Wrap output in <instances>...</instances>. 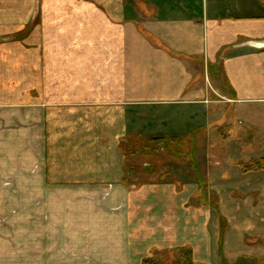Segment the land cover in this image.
<instances>
[{
	"label": "crops",
	"instance_id": "obj_1",
	"mask_svg": "<svg viewBox=\"0 0 264 264\" xmlns=\"http://www.w3.org/2000/svg\"><path fill=\"white\" fill-rule=\"evenodd\" d=\"M12 10H0V31L18 29L26 65L10 69L0 52V84L27 80L18 93L43 151L6 183L14 214L0 198V264H144L181 250L192 264H264L250 247L264 243V180L245 183L257 199L232 198L225 183L128 175L121 150L130 139L173 138L194 157L200 127L227 120H212V94L234 120L243 108L264 117V1L42 0ZM239 165L230 160L221 178Z\"/></svg>",
	"mask_w": 264,
	"mask_h": 264
},
{
	"label": "rangeland",
	"instance_id": "obj_2",
	"mask_svg": "<svg viewBox=\"0 0 264 264\" xmlns=\"http://www.w3.org/2000/svg\"><path fill=\"white\" fill-rule=\"evenodd\" d=\"M41 2L42 0H0V10L3 9L4 11H7V13L5 12L6 15L12 17L16 11L12 9L16 6H32L33 4L38 6L41 5ZM13 26L14 25L9 23L7 27H4V29L0 31V36H8L5 37L7 40L4 41L3 45L0 43V52L4 54V57L7 60H5V65L10 66V69L13 66L16 67L21 65V63L26 65V63L22 61L26 55L19 52L18 48L25 49V52L28 49V46L21 41H19L21 45L17 46V43L19 42L16 41L17 38H13L12 36L18 31V29ZM18 58H20V63L13 62L18 60ZM6 69L7 68H5V71ZM24 81L27 80L20 78V81H18L16 78L6 77L3 83L0 84V89L2 88L4 96V123L2 130H0V198L5 199L4 214H14L15 209H18V206L14 205L16 201H14L12 187L7 185L8 182L11 183L16 180L18 181V173H16L17 168L31 166L34 163H32L33 161H30V159L33 160V156L37 157L38 153L43 151V144L40 143L41 145H38L39 143H36L34 138H31V136H35L33 135L34 131L30 130L31 128L28 124V95L18 93V89L21 86L19 83ZM215 88L218 87L215 86ZM212 97V120L216 121L221 119L222 121L224 118L227 120L224 125L216 124L210 128H208L207 125L206 130H201L203 126L200 127L199 131L201 133H199L200 136L197 138L198 146L196 147L197 151L194 157H189L190 155L188 153L191 148L190 145L192 144L183 143L182 152L185 156L170 159L164 157V152H162L161 156L157 154L158 156L147 158H141L139 156L130 158L128 156L130 162L139 167L148 165L155 166L159 175L164 174L166 171H170L171 174L174 175L175 178L180 179L182 183L190 182L193 186H196L197 182L201 179L208 181L209 184L214 186H221L222 183H225L224 185L226 188L224 193L229 194L232 198L249 200L257 199L260 197V195L258 196L257 194L258 191L253 190V187L247 188L245 183L254 184L256 178L261 181L264 180V172L249 174L244 178H239L238 173H240L241 169L244 170V166L249 164L250 161H257L261 159V156L264 154V117L259 115L260 111H255L257 113L254 112L255 115H250V117L245 116V114L250 111L246 110L247 108H243L240 110L239 115H237L236 120H234V116H231L232 109L223 104L222 106L221 104H215L222 102L221 97H219L218 94H212ZM261 112H264V109ZM133 140L139 143H145V141H139V139H130V141ZM123 145L124 143L121 145V148ZM259 145H261V148L258 149ZM249 149L256 150H254V153L251 156L241 158L239 151L244 150V154L248 156L246 151ZM230 160H233L236 163L238 162L240 165L235 166L233 170L231 169L232 175L224 180L220 175L224 172L227 173V171L230 170ZM124 164H126V161ZM2 183L4 184L3 187ZM234 185H237V190L233 189ZM238 185L240 188H238ZM205 190L206 193L213 191L208 189V187H206ZM197 204H199L198 198ZM4 224V230H6L9 223L5 222ZM244 237L246 240H244L243 243L246 246H250L252 240L246 238L245 235ZM52 239L55 238L52 237L51 240ZM6 242L8 243L7 239ZM263 244L259 243L260 247H258L259 245L250 246L258 248V250L255 249L252 254L261 257L264 254V249L261 248L263 247ZM160 256L162 261L167 264H172L176 260L182 262L181 260L183 259L180 253H162ZM242 262H245L246 264L250 263V261H241L239 263ZM251 262L254 263V260L251 259ZM260 262L262 263L263 260Z\"/></svg>",
	"mask_w": 264,
	"mask_h": 264
},
{
	"label": "trees",
	"instance_id": "obj_3",
	"mask_svg": "<svg viewBox=\"0 0 264 264\" xmlns=\"http://www.w3.org/2000/svg\"><path fill=\"white\" fill-rule=\"evenodd\" d=\"M123 155L125 156L126 161V171L128 175H134L137 173H142L144 175H151L153 174L155 169V166H137L130 162V158L139 156L141 158H147L152 156H160L162 155V152H164V157H168L170 159L173 158H179L181 156H185L183 154V142L173 139V138H152L148 141H145V143H139L135 140L133 141H126L121 148ZM129 156V157H128ZM128 157V158H127ZM259 171L264 170V155L261 156V159L257 161H250L249 164L244 166V171ZM183 259L180 262L179 260H176L172 264H192L191 261V254L189 250H181L179 252ZM180 258V257H179ZM144 264H167L164 263L161 259L160 254L155 253L150 258L145 259L143 261Z\"/></svg>",
	"mask_w": 264,
	"mask_h": 264
}]
</instances>
